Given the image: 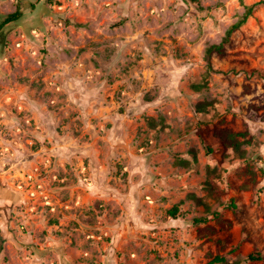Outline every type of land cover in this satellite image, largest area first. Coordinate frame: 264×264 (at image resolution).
<instances>
[{
  "label": "rangeland",
  "instance_id": "374dc122",
  "mask_svg": "<svg viewBox=\"0 0 264 264\" xmlns=\"http://www.w3.org/2000/svg\"><path fill=\"white\" fill-rule=\"evenodd\" d=\"M20 1L0 30V264H264V0ZM214 126L248 131L245 160Z\"/></svg>",
  "mask_w": 264,
  "mask_h": 264
},
{
  "label": "trees",
  "instance_id": "16d2710c",
  "mask_svg": "<svg viewBox=\"0 0 264 264\" xmlns=\"http://www.w3.org/2000/svg\"><path fill=\"white\" fill-rule=\"evenodd\" d=\"M255 7V4L245 6L243 13L237 18L236 21L231 23L228 28L225 30L221 40L218 43H213L210 44L209 46L206 47L205 52L207 58L213 53H217L219 55L224 54V47L228 42L230 41V37L235 32L238 30L245 22L246 20L252 16L253 9ZM23 15V6L20 0L16 1L15 9L9 13H7L4 18L0 21V30L8 23L18 21L21 19ZM203 84H195L193 87L196 90L201 89ZM211 102L209 101H200L196 103V109L198 111H206V106L210 105ZM159 119H154V118H148L147 123L150 127L152 128H159L162 129L164 127L162 123V116L158 117ZM212 134L218 139L220 145L222 146L223 150H231L233 153L234 158L236 159H246V149L243 147L244 145H250L252 142L251 137L249 136V133L247 130L244 131H235L229 127H217L214 126L212 128ZM192 158L193 160H196V153L192 149ZM245 172H247L250 176L243 182V187H248L250 184H254L256 179H255V172L252 171L248 165L245 166ZM204 188L207 191V195L205 198L203 197H196L195 195H190L191 198H193L194 202L197 205H201L204 207V210L208 211L210 208V203H208L207 199L208 198H214V193L216 192V187L214 186L213 182L208 179L204 183ZM213 196V197H212ZM216 197V196H215ZM232 206H234L233 201ZM167 214L172 217L176 218L179 215V208L178 205L175 204L172 207H170L167 210ZM216 214V213H215ZM207 220V217H198L194 218L193 221L195 223L197 222H204ZM247 258L250 260H257L260 258V255L258 253L256 254H248ZM214 263H220V264H238V261H233L229 263L225 257L215 254L211 257V259L206 263V264H214Z\"/></svg>",
  "mask_w": 264,
  "mask_h": 264
}]
</instances>
